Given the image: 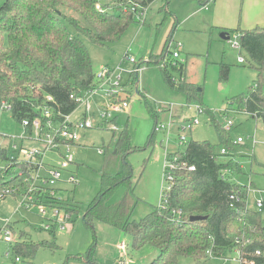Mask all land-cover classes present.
Instances as JSON below:
<instances>
[{
	"label": "rangeland",
	"instance_id": "rangeland-1",
	"mask_svg": "<svg viewBox=\"0 0 264 264\" xmlns=\"http://www.w3.org/2000/svg\"><path fill=\"white\" fill-rule=\"evenodd\" d=\"M201 1L169 0L171 16L159 24L162 13L157 9L162 2L157 0L147 7L142 20L136 18L129 24L118 40L98 45L83 38L95 72L100 66H108L111 70L121 68L113 73L112 80L120 75L121 87L132 82L129 91L123 89L120 94L121 99L127 100L128 107L114 112L112 119L104 120L100 112L106 99L98 92L89 99L86 112L84 106L71 112L74 122L84 116L92 121L91 127L79 129L78 144L72 148L74 162L78 165L77 182L65 185L57 192L71 210L77 206L78 213L71 211L66 228L61 230L56 226L51 233L42 227L44 219L35 206L20 207L16 211L17 201L10 196L4 197L0 200V264H11L12 244L2 240L7 229L14 241L21 239V232L25 231L27 240L46 243L39 245L31 260L23 258L20 264H106L107 261L149 264L156 257L157 250L150 246L130 251L132 236L105 220L87 222L82 218L100 189L101 174H113L121 167L122 155L117 154L115 145L121 130L129 134L131 144L137 147L127 155L132 166L131 188L117 186L104 203L114 205L124 201V211L128 212L126 219L140 220L153 207L162 204L161 193L169 186L164 165L170 161V154L184 151L189 140H208L219 153L221 147H228L230 139L243 138L230 149L232 158L225 156L223 160L231 161L225 172L226 178L245 187L247 201L252 206L257 194L253 189L264 190V124L239 109L233 100L245 93L257 78V71L249 65L248 55L240 46L234 45L237 40L234 28L264 25V0ZM2 2L0 0V4ZM173 20H176V26L171 46L177 42L181 44L179 60L185 70L182 76L170 65L168 70L174 80L183 78L194 85L202 96L204 109L194 101L188 103L184 93L168 86L157 65L144 67L139 74L131 75L135 64L126 57H133L136 64L146 61L151 53L160 49ZM68 28L73 33L70 25ZM221 33L226 34L225 38H221ZM239 57H243L244 62H239ZM222 64L228 68L226 79L221 78ZM195 119L198 123L188 127ZM227 120L232 122L224 133L228 140L221 141L216 125L225 128ZM155 122L165 123L167 129L154 133ZM112 129H115L114 133ZM23 136L24 128L10 110L0 109V147L8 148L13 154L16 153L12 149L13 143L18 147L38 145L22 141ZM181 136L185 140L180 143ZM101 148L104 153L100 152ZM3 165L0 161V166ZM177 264H239V261L234 257H211L207 253L199 262L181 256Z\"/></svg>",
	"mask_w": 264,
	"mask_h": 264
},
{
	"label": "trees",
	"instance_id": "trees-1",
	"mask_svg": "<svg viewBox=\"0 0 264 264\" xmlns=\"http://www.w3.org/2000/svg\"><path fill=\"white\" fill-rule=\"evenodd\" d=\"M153 1L3 0L0 4V106L8 104L12 116L20 122L36 114L45 95H50L55 101L51 103L54 110L63 114L72 112L77 103L70 94L82 96L96 85V72L83 38L98 45L118 40L135 21L138 6L145 8ZM168 1L161 0L157 9L162 13L159 24L171 16ZM175 26L176 20H173L161 52L151 53L139 66H159L168 86L184 93L188 103L194 101L204 109L202 96L194 85L183 78L173 82L168 70L170 65L181 76L185 70L180 60L171 57L169 42ZM234 30L240 47L250 59L249 65L257 71V78L245 93L233 100L239 109L264 124V25ZM220 72L221 78L226 79L228 68L222 64ZM131 85L129 82L123 89L129 91ZM216 130L221 141L228 140L225 128L216 125ZM153 131L156 133L154 128ZM115 143L117 154L122 155L121 167L113 174H101L100 189L87 206L82 217L84 221L105 220L130 234V251L144 246L155 248L157 255L149 264H177L181 256L199 262L210 248L215 257L231 258L239 252L240 259L247 258L242 264H264V212L245 209V187L231 183L226 174L225 178L221 177L231 163L223 160L225 156L232 158L231 139L227 147L229 153L220 150L217 153L215 145L208 140H189L184 151L170 154V157L176 156L177 167L170 169L169 178L164 169L169 186L161 193L162 204L153 207L140 220L126 219L128 212L124 211V201L114 205L104 203L117 186L131 188L132 166L127 155L137 147L131 144L125 130L117 133ZM5 153L4 150L0 152V161L4 163ZM188 165H194V170H189ZM19 169L24 168L14 163L0 168V192L22 182L17 174ZM73 207L72 210L68 207L69 211L78 213L77 206ZM193 215L198 218L191 220ZM53 230L54 227L50 232ZM23 234L25 231L21 236ZM42 243L46 244L16 240L11 246V259L20 256L31 260Z\"/></svg>",
	"mask_w": 264,
	"mask_h": 264
},
{
	"label": "built area",
	"instance_id": "built-area-1",
	"mask_svg": "<svg viewBox=\"0 0 264 264\" xmlns=\"http://www.w3.org/2000/svg\"><path fill=\"white\" fill-rule=\"evenodd\" d=\"M147 7L142 8L138 6L137 19H143ZM234 45L240 46L238 38L234 41ZM180 49L181 44L178 42L175 43L171 53L173 59L179 60ZM126 59L135 64L132 72L136 73V75L145 67L136 64V60L131 56H127ZM238 60L239 62H244L245 59L239 57ZM118 69L122 70L121 68L111 70L107 66H101L96 72V85L93 89H90L82 96H76L72 93L70 94V98L75 100L77 107L84 106L86 112L89 107V99L98 92H101L106 99L100 112V117L104 120L111 118L114 112L126 110L128 102L120 98V94L123 91V87L119 84L120 75L117 76V79L112 80L113 73ZM177 81L173 79V82ZM51 103H55L54 99L50 95H45L42 104L37 107V113L32 117L22 118L20 121V124L24 128V136L21 138L22 141L36 142L38 144L37 146L27 147L20 145L18 147L16 143H13L12 149L16 152L13 154L8 148L0 147V152L2 150L6 151L7 160L5 163L3 162L4 165L14 163L24 168L19 169L17 173L22 177V182L17 186L4 188L0 192V198L6 195H14L18 198L16 211L20 207L29 209L35 206L44 219L42 221V227L44 229L50 230L58 226L61 230H64L66 228L65 224L70 222L71 212L68 209L69 205H67V201L60 198L57 192L62 191L63 186L77 182V169L72 148L78 144L77 141L80 137L79 129L91 127L92 121L84 116L82 119L74 122L71 118V112L63 114L54 110ZM9 107L8 104L3 103L0 109L9 110ZM197 123L198 120L195 119L191 124H188V127ZM231 126V120H227L225 129L228 130ZM166 129L167 125L165 123L156 122L154 126L156 132ZM12 138L15 139L16 136ZM184 140L185 137L181 136L179 142L181 143ZM242 141L243 138L241 137H237L235 140L232 139L233 145H237ZM102 151L100 149V152ZM220 152L229 153V149L222 147ZM176 159V156L173 155L170 157V161L164 165V169L168 172V178L170 176V169L177 167ZM3 166H0V168ZM188 169L194 170V165H188ZM227 170H223L222 178H225L224 175ZM253 191L257 193L256 198L252 206H250L246 195L245 209L253 208L263 213L264 190L256 188ZM3 240L10 244L15 242L9 229L5 230ZM207 253L211 257L214 256L211 248L207 250ZM256 253H259V251L256 250ZM233 257L239 261V264L247 262V258L240 259L239 252H236ZM221 258L227 259V257ZM20 263H23V259L20 256L12 257L11 264Z\"/></svg>",
	"mask_w": 264,
	"mask_h": 264
},
{
	"label": "crops",
	"instance_id": "crops-1",
	"mask_svg": "<svg viewBox=\"0 0 264 264\" xmlns=\"http://www.w3.org/2000/svg\"><path fill=\"white\" fill-rule=\"evenodd\" d=\"M155 1H157V0H154L153 2H155ZM208 1H209V0H208ZM153 2H152V3H153ZM206 2H207V1H206ZM149 5H150V4H149ZM149 5H148V6H149ZM158 13H159V12H158ZM161 17H162V16H161ZM172 23H173V22H172ZM234 29H236V28H234ZM239 29H241V28H239ZM169 30H170V29H169ZM168 33H169V31L164 35V38H163L164 41H163L162 45L160 46V49H159L157 52H155L156 54H157V53H160V51L163 49V47H164V45H165V42H166V36H167ZM172 33H173V32H172ZM221 38H223V37H221ZM169 44H170V47L173 49L174 44H173V46H171L172 43L169 42ZM100 67H101V66H100ZM107 67H108V66H107ZM136 82H137V81H136ZM101 149H102V148H101ZM102 150H103V151H102L101 153H104V149H102ZM76 169H77V171H78V165H76ZM256 195H257V194H256ZM6 196H10V197H12L15 201H17V199H18V198H17L16 196H14V195H6ZM6 196H4V197H6ZM4 197H3V198H4ZM3 198H0V200H2ZM25 235H26V234H23L22 236L20 235V236H21V240H27V238L25 237ZM2 240H3V239H2ZM3 241H4V240H3ZM4 242H5V241H4ZM6 243H7V242H6Z\"/></svg>",
	"mask_w": 264,
	"mask_h": 264
},
{
	"label": "water",
	"instance_id": "water-1",
	"mask_svg": "<svg viewBox=\"0 0 264 264\" xmlns=\"http://www.w3.org/2000/svg\"><path fill=\"white\" fill-rule=\"evenodd\" d=\"M225 35H226L225 33H221L220 36L223 37V38H225ZM136 92H137V90H136ZM197 218H198V216H194V215L190 217L191 220H195ZM26 230H28V229H26ZM106 264H113V262L107 261Z\"/></svg>",
	"mask_w": 264,
	"mask_h": 264
}]
</instances>
